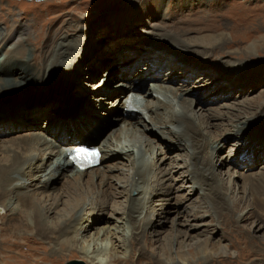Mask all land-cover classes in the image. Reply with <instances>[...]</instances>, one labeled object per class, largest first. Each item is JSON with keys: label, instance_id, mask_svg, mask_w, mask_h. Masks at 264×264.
Here are the masks:
<instances>
[{"label": "rangeland", "instance_id": "obj_1", "mask_svg": "<svg viewBox=\"0 0 264 264\" xmlns=\"http://www.w3.org/2000/svg\"><path fill=\"white\" fill-rule=\"evenodd\" d=\"M24 24L28 32H31V40L37 39L39 33L37 43L43 44L44 40L48 42L45 44V50L48 51L53 45H48L51 42L49 35L52 33L56 41L61 38L62 41L70 43L69 50L77 54L82 62L79 60L72 66L71 69L80 67V70H75L66 77L68 81L65 80L64 84H61L63 86L57 88L59 94L54 100L36 96L17 100L20 97L10 98L12 94L0 99V104H3L0 105L1 148L5 144L7 147L11 145L10 142L1 143L3 141L28 138L44 130L46 117L41 116L32 122L22 124L19 119L12 121L11 117L7 116L14 115L15 110L34 112L39 108L57 104L59 108L51 112L53 121L56 124L75 122L89 106L91 94L98 90L94 88L97 82L101 80L102 83L106 82L107 86L119 83V78L103 76L106 68H101L96 73L89 71L86 66L92 60L111 57L112 53L123 57L117 69L127 60L139 61V68L144 67L146 63L155 62L156 74L149 72L141 76L140 73H135L129 76L127 82L132 81L133 87L136 85L142 91L154 89L152 85L159 81L158 74L161 76L164 73L175 87L181 86L185 79L187 82L184 87L187 88L185 96L193 99L195 110L197 109L195 119L198 123L209 116L221 114L225 117L216 120L223 123L219 128H227L231 123H238L239 127H243L219 139L213 138L212 134L206 135L208 143L204 146L203 155L213 159L212 178L208 181L210 186L201 190L195 187L198 183L192 184L191 179H186L188 172L195 171L193 169L196 167L192 163L193 158L189 149L179 150L173 137L169 147L161 145L160 141L152 142L154 147L152 152L147 150L150 146L142 143L139 148L141 163L145 165L151 162L154 166L149 173L151 181L147 179V182L158 187V190L152 191V188L146 186L142 194L135 190L131 191L132 197L142 196L144 201L142 213H134L140 222L142 219L141 232L143 231L144 238L141 241L139 239V244H135L133 249L122 246L119 241L130 243L135 239L134 230L129 223L124 225L122 214L111 212L110 204L101 213L103 219L97 224L102 228L99 231L92 230L93 232L77 243L75 253L83 258L66 259L63 264L71 260H79L84 264H115L118 259L126 262L117 264H264V205L253 202L254 194L256 198L259 195L264 197V0H129L127 3L124 0H0V28L6 38L11 36L19 25L21 27ZM57 32L59 36H56ZM221 34H227L228 38L232 35L233 40L240 41L237 44H230L233 52L215 50L210 54L206 51L203 54H191L195 47L189 48L187 44L189 38L193 37L195 40L209 37L216 41L220 40ZM160 36L178 37L179 40L182 39V43L170 39V46H166L161 41H155ZM242 37L247 40L242 41ZM12 43L10 40L0 42V67L3 66L4 69L7 66L9 69L14 67V72H20V76L25 70L31 73L30 77L33 74L39 76L47 71L43 66L39 69L36 65H31L34 60V45L30 43H25V47L29 49L25 53L26 62L14 65L10 62L6 66L4 63L8 62L9 58L17 56L15 45ZM39 54V61L42 62V57L45 59L46 55H41L40 52ZM168 58L173 59V62ZM164 61L170 64L171 70L164 64L161 66ZM96 65L101 67L103 64ZM91 74L95 76L85 78ZM47 78L45 74L43 81ZM18 87L15 86L16 89ZM76 89L80 91L73 93ZM69 90L72 92L71 96L64 99ZM39 94L41 95V92ZM122 95L119 98H122ZM152 95L150 100L153 102L156 94ZM115 98L114 96L107 98L106 107L110 106ZM138 99L143 105L140 95ZM163 99L167 105L180 112L176 98L165 92ZM62 105H65V108ZM199 107L202 108L201 111ZM113 110L114 108L100 110L99 112H104L98 116V128L69 136V141L65 144L84 143V139L88 137L96 138L100 143L117 127L120 130L122 126L120 120L130 116L124 114L122 108L111 113ZM188 114L190 115V112ZM141 115L147 125L155 128L154 123L149 124L145 111ZM53 121L50 119L47 125ZM138 126H135L136 131L141 129ZM202 128L207 131L204 126ZM219 128L212 127V131ZM124 129L121 136L126 139L132 136L133 139L143 140L141 133L130 134ZM150 137L153 138L152 135ZM74 139L75 141H72ZM122 161L126 166L120 164L119 166L128 168L129 162H126V159ZM118 170L114 171V175H118L117 178L121 177L122 185L132 180L128 177V182L124 183L127 180L124 177L126 172L123 174ZM67 172L69 176L72 175V171ZM64 182L59 180L54 183L57 192L62 189ZM111 183L120 191L124 189L118 181L112 180ZM207 193L213 198L216 209L213 208L212 200ZM185 196L189 197V200L184 201ZM240 198L246 199L249 206L234 212L235 203ZM120 199L124 201L126 195L120 196ZM60 206L59 208H62ZM226 207H230V210L233 208L236 217L249 211L251 219L238 221L236 228L228 225L225 228L221 215L226 213ZM89 209L86 208L76 214L80 216V223L85 224L92 217ZM208 209L210 213L205 212L206 216L202 219L192 218L193 214L197 212L202 214L203 210ZM0 212L2 213L1 209ZM216 218L219 220L218 223L214 221ZM188 223H199L201 226L191 231L192 237L184 235L177 237V231H185L189 227ZM215 226L219 228L212 230ZM123 228L125 232L122 231ZM152 228L160 231L159 237L152 236L155 237V241L150 240L149 233ZM103 233L105 235L102 236ZM10 239L9 244L14 247L13 238ZM94 242L96 243L94 249L98 247L101 252H107L103 256H97L95 255L97 252L93 251L84 256L82 250ZM196 243L204 247L197 249ZM104 244H107V249H104ZM55 247H57L55 241L39 243L33 239L29 244L22 241L19 248L23 253L22 258L35 260L38 256L56 260L58 255L51 252ZM97 257H102L103 260L99 261ZM37 262L43 264L41 259L34 263Z\"/></svg>", "mask_w": 264, "mask_h": 264}, {"label": "bare ground", "instance_id": "obj_2", "mask_svg": "<svg viewBox=\"0 0 264 264\" xmlns=\"http://www.w3.org/2000/svg\"><path fill=\"white\" fill-rule=\"evenodd\" d=\"M128 1L124 0L125 3ZM30 33L28 32V28L25 27V24L24 26L21 25V27L19 25V28L11 36L6 38L5 33L2 32L0 28V42H5V40L13 41L12 45H15V52L17 53V58H9V61H5L6 63L4 64H6V66L10 62L13 65L15 63L22 64L25 61V53L29 51V49L25 47V43H30L34 45V60L31 62V65L34 64L39 69H42L41 67L43 66L47 71L44 73L42 72L39 76L33 74V76L30 77L29 75L31 73L25 70L20 76V72H14V67L11 69H9L8 66L5 69L3 66L0 67L2 73V75H0V99L5 95L8 96L7 94H12L10 98L20 97L17 100L30 96L54 100L55 96L59 94L57 88H60V85L64 84L66 77H68L71 72L74 73L75 70H80V67L71 69L72 66H75L79 60L81 61L82 59L69 50L68 46L70 43L65 40L62 41L61 38L56 41L51 33L49 35L51 42L49 41L50 43L48 45H53L47 51L45 48L48 42L46 43V40H44L43 44H39L37 42L40 34L38 33L37 39L34 38L31 40ZM56 36H59L58 32ZM192 38L188 39L187 44H189V48L190 46L195 47L191 53L195 55L203 54L204 51L210 54V52L215 50L231 53L233 51H231L232 48L230 44H237L240 42L233 40L232 35L231 38H228L227 34H221V37L219 36L220 40L216 41L209 37H200L195 40ZM170 39L182 43V39L179 40L178 37L167 38V36H160L159 39L157 38L155 41H161L163 45L170 46ZM245 40L247 39L242 37V41ZM206 41L207 43H205ZM111 47L109 48L110 51H112ZM200 48L203 49L199 50ZM39 52L41 55H46L45 59L42 57V62L39 61ZM121 60H123L122 56L120 58V56L112 53L111 57L99 58L98 60L95 59L87 63L86 66L89 71H96V73H98L101 68H106L103 76H114L120 80L119 83L112 86H107L106 82L102 83L101 80L97 82L94 88L96 87L98 90L94 94H91L89 106L85 108L75 122L56 124L53 121L51 112L59 108L57 104L56 106L50 105L39 108L34 112L15 110L16 112H14V115H7L11 117L10 119H12V121L14 119H19V122L22 124L25 122H32L33 119H39L41 116L44 118L46 117V119L45 125H43L44 130L30 135L28 138H14L1 142L4 144L5 142H10L11 145L7 147L5 144L3 148L0 147V209L2 210V213L0 212V253H2V255H0V264H39L38 262L34 263L39 259L42 260L43 264H63L64 261L71 258H83L79 254L77 256L75 253L76 245L81 238L93 232L92 230L99 231V229L102 228L97 224L103 219L101 213H103L110 204L112 205L111 212L113 214H122L125 220L124 225L129 223L134 230L133 238L135 239L130 243H126L125 241L119 242L122 243V246H125V248L131 249L135 247V244H139L138 240L140 239L141 241L144 238L143 231L141 232L142 219L140 222L136 219L134 213H142V209L145 205L142 196L132 197L131 191L135 190L142 194L146 186L150 187V189L152 188V191L158 190L157 186L147 182V179L151 181L149 179V173L152 172L154 166L151 162L145 165L141 163L142 160L140 161V159L142 158L139 157V148L142 143L143 145L145 144V146H150L147 150L152 152L154 148L152 142L160 141L161 145L169 147L170 142H173V137L179 150H190L193 158L192 163L194 167H197L193 169L195 171L188 172L186 179H191L193 181L192 184L198 183L195 187H199L200 190L210 186L208 181L212 178L211 170L213 159L203 155L204 146L208 143L206 135L212 134L213 138L219 139L225 134L238 131L243 127H239L238 123H231L227 128H219L223 123H219L216 120L225 117L221 114L209 116L208 119L205 118L206 120H202L201 123H198L195 119L197 109L195 110L193 99L185 96L187 92V88H184L187 84L185 79L181 86L175 87L174 83H171L172 80L169 79L165 73L161 76L158 74V76H156L159 81L152 85L154 89L149 88L147 91H142L136 85L133 87L132 85L134 83L132 81L127 82V79L131 74L135 73H140L141 76L149 72L156 74L157 67L155 62L146 63L144 67L139 68V61L131 62L127 60L117 69ZM170 60L173 62V59ZM28 63L30 62L28 61ZM96 63H102L103 65L97 67ZM163 64L171 70L168 62L166 63L164 61L161 66H163ZM2 69L4 70L2 71ZM146 69H149V71L145 72ZM45 74L48 78L43 81V76H45ZM89 76L93 78L95 75L91 74L85 76V78H89ZM162 76L166 77L162 78ZM15 86H19L18 89H16ZM62 86L63 85H61V87ZM125 90L127 92L124 93ZM3 91L6 92L3 93ZM79 91L80 90L76 89L75 91L73 90V93ZM34 92L38 94H34ZM40 92L41 95L39 94ZM133 92L135 94H133ZM165 92L177 99V105H179L181 109L180 112L177 110L175 111L174 107L167 105L168 103L166 104L165 99H163ZM28 93L30 95H28ZM71 93L70 90L66 92L64 99L68 98L69 95L71 96ZM152 94H156L154 97L156 99L153 102L150 100V95ZM159 94L162 97L158 96ZM120 95H122V98H119ZM139 95L141 96L143 105H141L140 98L138 99ZM112 96L116 98L111 102L110 106L106 107L107 98L109 99ZM62 104H64V102ZM0 105L2 106L3 104ZM62 106L65 108V105ZM131 106L135 107L136 111H131L129 109ZM113 108L114 110L111 111V113H115L122 108L123 113L130 117L122 118L120 120L122 123L120 130H118L117 127L106 139L104 138L105 140L103 139V142L99 143L98 139L90 137L84 139L87 140L90 145L97 146L100 149V163L84 171L76 169L67 150L77 146L78 143L65 144L69 141V136L98 128V116L104 112L99 111ZM199 110L201 111L202 108L199 107ZM143 111L148 114L147 118L149 124L152 125L154 123L155 128L145 123L144 117L141 115ZM189 112L190 115L188 114ZM50 119H52L53 123L47 125ZM117 120L119 119L117 118ZM10 122L11 121H9V123ZM136 125H139L138 127L141 128L140 131L135 130ZM169 126H172V128ZM203 126L207 131L203 130ZM129 127L130 129H127ZM176 127H178V129H175ZM212 127H217L219 130L212 131ZM123 129L128 133L130 132V134L136 132L141 133V135H143V140L141 141L140 138L139 140L137 138L133 139L132 136L130 139H126V137L121 136ZM158 129H160V131ZM150 135H152L153 138L150 137ZM72 141H75V139ZM122 159H126V162H129L128 168L124 169L119 166V164L125 165ZM117 169H119L118 171L121 170L123 174L126 172L124 177H126L127 180H125L124 183L128 182V177H131L132 180L122 185L120 183L122 181L120 179L121 177L117 178L118 175H114V171ZM67 171H72V175L69 176ZM59 180H64L65 182L62 189H59V192H57V187L54 186V183ZM112 180L118 181L124 189L120 191L114 188L111 183ZM123 195H126V199L124 201L121 199L119 200V197ZM207 196L212 200L211 203L213 204L214 200L210 197L209 193H207ZM253 197L254 203L264 205L263 196L259 195L256 198L254 194ZM183 198H185L183 199L184 201L189 200V197L187 198L185 196ZM235 204L234 212L241 209L244 210L249 206L244 198L238 199ZM59 205H61L62 208H59ZM86 208H90L89 214H92V217L87 220V223H80V216L78 217L76 214L81 211L83 212ZM213 208L216 209L215 204H213ZM202 212L204 213L199 214V212H197L193 214L192 218L196 220L202 219L206 216L205 212L210 213V210H203ZM221 217L223 218L221 220L225 228H227V225L236 228L238 227V221H248L251 219V212L247 211L243 215L236 217V215L234 216L233 214V208L230 210V207H226V213L221 215ZM214 221L215 223L219 222L218 218ZM147 223L148 222H146V224ZM188 226L189 227L186 228L185 231H177V237L181 235L192 237L190 234L191 231L199 229L201 225H199V223H188ZM217 228L219 227L215 226L212 230H216ZM122 231L125 232V229L123 228ZM108 233H110V231ZM159 233V230L152 228L149 233V235H151L150 240L155 241V237L152 236H158ZM71 234L73 235L71 236ZM103 235H105V233H103L102 236ZM10 237L13 238L14 247H12V244H9L11 241ZM222 237L225 236L222 235ZM33 239L39 243L42 241H48L50 243L55 241L57 247L51 252L58 255L57 259L47 260L44 257L38 256L35 260L26 259L27 257L22 258L23 253L19 248L20 243L23 241L29 244ZM148 242L153 244V242L149 240ZM95 244V242L93 244H88L84 250L81 249V253L86 256V254L96 251L97 253L95 255L103 256L107 251L103 253L98 250V247L94 249ZM205 244L208 245L207 243ZM103 246L105 247L104 249H107V244ZM203 247L204 245L202 246V244L196 243L197 249ZM97 259L99 261L103 260L102 257H97ZM92 261L94 262V260ZM123 262L125 263L126 260L118 259L115 264ZM179 263L182 262L179 261Z\"/></svg>", "mask_w": 264, "mask_h": 264}, {"label": "water", "instance_id": "obj_3", "mask_svg": "<svg viewBox=\"0 0 264 264\" xmlns=\"http://www.w3.org/2000/svg\"><path fill=\"white\" fill-rule=\"evenodd\" d=\"M83 142H84L83 144H89V142L87 140H85ZM66 264H84V263H82L79 260H71V261H68Z\"/></svg>", "mask_w": 264, "mask_h": 264}, {"label": "snow or ice", "instance_id": "obj_4", "mask_svg": "<svg viewBox=\"0 0 264 264\" xmlns=\"http://www.w3.org/2000/svg\"><path fill=\"white\" fill-rule=\"evenodd\" d=\"M78 154H81V155H88L89 153L87 152V150L85 149H80L78 151ZM92 155H95V153H91Z\"/></svg>", "mask_w": 264, "mask_h": 264}, {"label": "clouds", "instance_id": "obj_5", "mask_svg": "<svg viewBox=\"0 0 264 264\" xmlns=\"http://www.w3.org/2000/svg\"><path fill=\"white\" fill-rule=\"evenodd\" d=\"M90 145V144H89Z\"/></svg>", "mask_w": 264, "mask_h": 264}]
</instances>
